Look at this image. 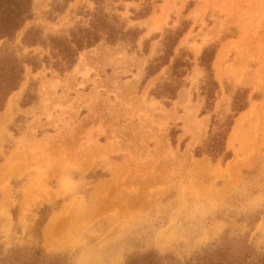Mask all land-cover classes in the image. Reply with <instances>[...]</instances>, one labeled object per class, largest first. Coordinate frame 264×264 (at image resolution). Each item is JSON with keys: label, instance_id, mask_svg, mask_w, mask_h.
<instances>
[{"label": "rangeland", "instance_id": "obj_1", "mask_svg": "<svg viewBox=\"0 0 264 264\" xmlns=\"http://www.w3.org/2000/svg\"><path fill=\"white\" fill-rule=\"evenodd\" d=\"M55 1L33 0V17L0 51L42 60L49 47L24 43L31 27L67 34L97 7L143 33L134 48L103 39L83 49L64 73L24 62L0 113V258L39 250L41 264H126L155 249L185 259L225 238L264 252V0H71L61 12ZM183 21L175 55L189 52L192 67L167 105L151 90L174 56L144 83L146 67ZM213 44L219 89L207 109L199 58ZM239 89L249 105L227 140L232 157L197 156Z\"/></svg>", "mask_w": 264, "mask_h": 264}, {"label": "trees", "instance_id": "obj_2", "mask_svg": "<svg viewBox=\"0 0 264 264\" xmlns=\"http://www.w3.org/2000/svg\"><path fill=\"white\" fill-rule=\"evenodd\" d=\"M69 1L71 0H64L61 4L56 0L54 10L64 11ZM151 11L152 6L147 4L138 13V17H147ZM89 15L91 19L87 25L79 23L72 27L69 33L53 34L48 36V39L43 37V32L39 27H31L23 40L29 46L42 44L50 48V55H45L42 60L36 56L22 60L13 52L0 51V113L4 110L9 95L18 88L23 79L24 62H28L36 69L41 67L42 63H46L64 73L74 67L79 52L83 49L93 47L103 39L113 45L119 41L132 43L134 48L143 33L139 27L127 28L118 15H110L101 7H97L92 12L87 11V16ZM32 17L33 0H0V41L2 39L13 40L25 22ZM187 24L188 21H183L182 27L166 31L160 53L146 67L144 83L164 66L169 65L174 56L170 65L169 79L158 82L151 90V94L155 97L168 99L167 105L177 98L178 91L185 85L184 77L192 67V57L189 52L181 50L179 55H175V48L189 27ZM148 44L149 40H146L145 51H148ZM217 48L215 44L206 46L199 58L200 65L206 71V78L201 89L206 97L207 109L213 107L216 92L219 89L213 74V61ZM248 105V90L239 89L232 103L234 114L228 115L217 131L210 132L205 143L196 148L197 156L207 154L213 160L220 157H223L224 161L230 159L232 152L227 150V140L235 117L247 109ZM40 256L39 250L27 254L15 252L0 258V264H41ZM126 264H264V252L258 251L248 240L225 238L203 247L185 259L170 253L162 255L157 250L151 249L133 255Z\"/></svg>", "mask_w": 264, "mask_h": 264}, {"label": "bare ground", "instance_id": "obj_3", "mask_svg": "<svg viewBox=\"0 0 264 264\" xmlns=\"http://www.w3.org/2000/svg\"><path fill=\"white\" fill-rule=\"evenodd\" d=\"M12 103H13V98H12V95L9 97L8 101H7V105H6V108L4 109V111L1 113V117L3 116H6L7 114H9V112L11 111V107H12ZM231 140H232V135L230 136ZM51 225V224H50ZM47 246H53L55 244L54 240H53V237L51 238L50 236L47 235Z\"/></svg>", "mask_w": 264, "mask_h": 264}]
</instances>
